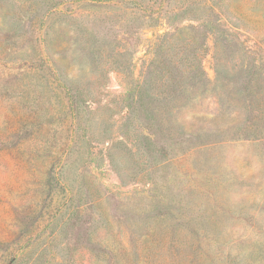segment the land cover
Wrapping results in <instances>:
<instances>
[{"label": "rangeland", "instance_id": "374dc122", "mask_svg": "<svg viewBox=\"0 0 264 264\" xmlns=\"http://www.w3.org/2000/svg\"><path fill=\"white\" fill-rule=\"evenodd\" d=\"M0 264H264V0H0Z\"/></svg>", "mask_w": 264, "mask_h": 264}]
</instances>
